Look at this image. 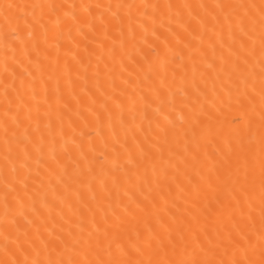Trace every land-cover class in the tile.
Here are the masks:
<instances>
[{
    "label": "snow or ice",
    "instance_id": "6c2138e0",
    "mask_svg": "<svg viewBox=\"0 0 264 264\" xmlns=\"http://www.w3.org/2000/svg\"><path fill=\"white\" fill-rule=\"evenodd\" d=\"M0 264H264V0H0Z\"/></svg>",
    "mask_w": 264,
    "mask_h": 264
},
{
    "label": "bare ground",
    "instance_id": "6f19581e",
    "mask_svg": "<svg viewBox=\"0 0 264 264\" xmlns=\"http://www.w3.org/2000/svg\"><path fill=\"white\" fill-rule=\"evenodd\" d=\"M228 118H231V117H228Z\"/></svg>",
    "mask_w": 264,
    "mask_h": 264
}]
</instances>
